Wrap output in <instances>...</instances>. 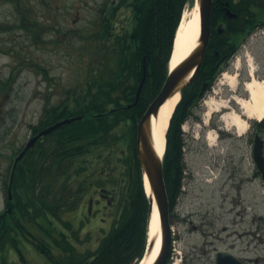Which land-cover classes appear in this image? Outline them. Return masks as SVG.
Returning <instances> with one entry per match:
<instances>
[{
    "label": "trees",
    "instance_id": "obj_1",
    "mask_svg": "<svg viewBox=\"0 0 264 264\" xmlns=\"http://www.w3.org/2000/svg\"><path fill=\"white\" fill-rule=\"evenodd\" d=\"M193 1L114 0L101 10L96 46L100 56L92 58L79 87L67 90L66 97L56 104H44L38 123L30 128L35 134L62 118H82L41 137L18 161L12 179L13 198L6 201L10 210L0 212V252L13 248L22 263L28 264L17 246V236L32 235L31 227L37 225L52 236L51 244L36 238L48 264H136L142 257L148 239L149 198L134 134L138 118L165 80L175 30L183 9ZM225 1L236 18L224 14ZM121 7L130 12L131 25L117 29L114 18ZM220 22L225 31L212 33L200 75L181 91L166 133L163 174L170 212L184 175L180 124L197 104L201 82L215 79L213 50L231 55L253 29L264 25V0H213L211 24ZM143 76L138 100L127 108ZM98 163L96 174L90 176V169ZM113 183L115 189H110ZM90 185L114 194L118 211L96 248L79 252L67 240L73 224L61 213L73 208ZM1 264L16 263L2 259Z\"/></svg>",
    "mask_w": 264,
    "mask_h": 264
},
{
    "label": "rangeland",
    "instance_id": "obj_2",
    "mask_svg": "<svg viewBox=\"0 0 264 264\" xmlns=\"http://www.w3.org/2000/svg\"><path fill=\"white\" fill-rule=\"evenodd\" d=\"M112 1L0 0V179H6L15 153L31 136L30 125L38 123L44 104L60 102L67 90L84 82L92 58L100 56L96 46L101 10ZM193 6L192 2L184 8L186 17ZM130 16L121 7L114 18L116 28L130 27ZM250 68H254L255 77H264V27L241 42L211 88L194 106L192 118L182 125V129H187L183 132L185 176L174 209L179 216L174 214L170 220L184 246L181 254H172L170 264H213L212 246L230 242H235V249L240 245L241 254L255 253L252 214H261L264 225V187L249 177L253 171L250 127L254 118L247 119L248 127L241 135L226 128L220 119L222 111H240L233 97L248 98L243 82L249 79ZM234 73L236 85L230 87L223 74ZM222 99L227 100V107L210 112L205 102ZM210 133L214 140L209 139ZM99 167L98 163L90 169V176ZM111 171H115L114 167ZM113 185L110 189H115ZM91 186L86 187L75 209L61 213L63 219L76 225L82 224L79 221L85 215V227L75 240L79 251L93 249L95 245L92 247L90 242L95 239L96 243L109 229L118 211L114 194ZM5 198L0 186V211ZM240 211H245L244 242L237 239L241 233ZM39 230L35 225L31 227L34 234ZM17 246L29 264H47L40 257L41 252L24 237L19 236ZM2 258L8 263L22 264L13 249L0 252V264Z\"/></svg>",
    "mask_w": 264,
    "mask_h": 264
},
{
    "label": "water",
    "instance_id": "obj_3",
    "mask_svg": "<svg viewBox=\"0 0 264 264\" xmlns=\"http://www.w3.org/2000/svg\"><path fill=\"white\" fill-rule=\"evenodd\" d=\"M200 10V36L197 46L189 53V55L178 63L175 67L169 66L168 74L165 81L156 95V97L149 103L143 114L140 116L136 135H135V149L137 158L142 170L143 175L147 177L150 187L151 195L147 193L150 198L149 212L150 219L152 216L153 205L155 204L161 229V241L160 248L157 256L151 264H164L170 250V226L168 221V198L163 178L162 157L157 154L154 148L152 134L150 130V118L152 114H156L159 106L170 96L180 91L182 88L194 81L199 74L200 65L202 63L204 53L209 41L210 27L209 19L212 7V0H197ZM226 13L229 17L234 16L228 9ZM143 78L138 85L136 91V100L139 96ZM205 89V83L202 84L201 94ZM134 102V103H135ZM81 116L67 117L55 122L52 125L40 130L37 134L29 138L25 143V146L16 156L14 160V166L16 162L22 158L25 152L34 145L35 141L42 135H46L49 132L55 130L61 125L70 123L76 119H80ZM257 153V150L255 148ZM260 153V151H259ZM8 198H11L9 190ZM156 241V236L151 237L148 244V249L152 251ZM215 264H239L238 258L228 251H217L215 255Z\"/></svg>",
    "mask_w": 264,
    "mask_h": 264
},
{
    "label": "bare ground",
    "instance_id": "obj_4",
    "mask_svg": "<svg viewBox=\"0 0 264 264\" xmlns=\"http://www.w3.org/2000/svg\"><path fill=\"white\" fill-rule=\"evenodd\" d=\"M200 35V13L198 3H195L189 17L183 13L180 24L178 26L173 47L170 55V66L175 67L197 46ZM249 79L243 83L245 90L248 93V98L233 97L235 102L239 104L240 111H222L220 119L225 123L228 129H235L238 135L248 127V122L242 117L248 119H260L264 114V79H257L254 76V68L249 70ZM225 82L230 86L236 85V73L224 74ZM180 93L168 97L158 108L156 114H152L150 118V130L152 134L155 151L159 155H163L165 148V133L168 128L171 114L178 103ZM209 111H220L227 107V100L219 102H205ZM214 133V132H213ZM210 133L209 139L214 140V134ZM145 188L148 194L151 195L147 177L144 175ZM156 241L152 251L147 250L138 264H151L155 259L161 241V229L159 224L158 212L155 204L152 209V216L149 224V237H155Z\"/></svg>",
    "mask_w": 264,
    "mask_h": 264
},
{
    "label": "flooded vegetation",
    "instance_id": "obj_5",
    "mask_svg": "<svg viewBox=\"0 0 264 264\" xmlns=\"http://www.w3.org/2000/svg\"><path fill=\"white\" fill-rule=\"evenodd\" d=\"M215 62L213 64L214 67L219 68L221 67L226 61H227V52L225 53H219L217 51H214ZM251 141L254 144H252L253 151L255 148V144L257 147V151L261 150V156L263 158V163L261 162L260 156L257 153L258 159L255 158L254 153L251 154V165L253 168L252 174L249 175V177L253 180H258L264 187V122L260 123L257 121H254L251 127ZM252 151V150H251ZM243 176V181H244ZM2 190L7 192L8 186H3ZM239 215H241V233H238V238L243 241L242 237L244 236L245 232L247 230L244 229V221H245V211L238 212ZM252 222H254V228H253V246L255 249V253L252 256H247L245 254L239 255L241 262L239 264H264V225L262 223V215L261 214H253L252 215ZM221 239V238H220ZM34 243H37V241H33ZM211 243V244H210ZM209 245L212 246V242L209 241ZM244 249V245L242 247ZM209 251V250H208ZM240 251V250H239ZM211 260L214 263V260L212 256L210 255Z\"/></svg>",
    "mask_w": 264,
    "mask_h": 264
}]
</instances>
